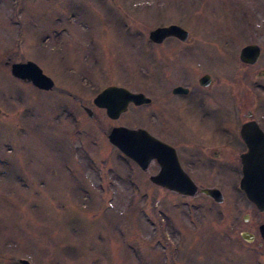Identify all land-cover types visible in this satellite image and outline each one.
<instances>
[{
  "label": "rangeland",
  "instance_id": "374dc122",
  "mask_svg": "<svg viewBox=\"0 0 264 264\" xmlns=\"http://www.w3.org/2000/svg\"><path fill=\"white\" fill-rule=\"evenodd\" d=\"M173 23L187 41L150 40ZM252 43L261 57L245 64ZM28 60L54 89L12 74ZM263 70L264 0H0V264H264V212L236 176L223 202L183 196L151 181L157 165L142 170L108 139L121 125L162 135V114L151 112L165 99L185 105L177 85L212 92L200 96L220 117H262ZM109 85L156 105L111 119L93 101ZM184 116L177 131L198 130Z\"/></svg>",
  "mask_w": 264,
  "mask_h": 264
},
{
  "label": "water",
  "instance_id": "95a60500",
  "mask_svg": "<svg viewBox=\"0 0 264 264\" xmlns=\"http://www.w3.org/2000/svg\"><path fill=\"white\" fill-rule=\"evenodd\" d=\"M149 36L156 43H162L172 36L185 41L189 38V32L177 24H171L153 29ZM260 54L261 48L258 44H249L242 48L240 58L246 63H255ZM11 72L15 77L33 83L39 89L51 90L55 86V80L45 74L43 69L32 60L12 63ZM210 82V75H205L201 79L202 85H208ZM175 91L182 92L185 90L180 86ZM150 100L144 93L111 85L95 97L94 104L106 109L107 115L111 119H118L128 110L131 103L143 105ZM90 115H92L91 112ZM253 124L251 122L246 123L242 130L245 139L250 144V150L243 155L244 170L241 189L258 210L264 212V152L253 143L256 138L264 137V134L258 125L253 129ZM253 131L258 135L255 136ZM108 138L114 146L134 160L143 170H147L151 161L157 159L160 164V171L151 176V180L155 184L187 196L197 194L198 186L181 166L175 148L152 135L147 129L115 126ZM201 191L217 202L224 200L223 193L219 188H204ZM259 229L264 239V223L260 225ZM241 236L248 242L255 239V235L247 231L242 232ZM20 263L32 264L27 259H20Z\"/></svg>",
  "mask_w": 264,
  "mask_h": 264
},
{
  "label": "flooded vegetation",
  "instance_id": "af4514ba",
  "mask_svg": "<svg viewBox=\"0 0 264 264\" xmlns=\"http://www.w3.org/2000/svg\"><path fill=\"white\" fill-rule=\"evenodd\" d=\"M259 59L255 63H246L240 60L245 64L253 65L256 64ZM262 72L264 75V70ZM202 77L199 78V84L204 88H208L211 82L208 85H202ZM180 86L183 87L185 91L176 92L175 89ZM194 91L192 87L184 85L175 86L172 89V93L176 97L187 98L185 105H183L182 102H174L175 104L173 105L169 99L161 101V103H163L161 110L160 108L152 109L151 117H155L158 111L161 112L162 135H156L154 132H150L175 148L181 166L198 186V193L201 192L200 190L202 188L207 187L221 189V187L228 185L227 182L229 180L232 181V178L234 180L235 176V182H237L235 185L240 187L244 170L243 155L247 154L250 150V144L245 139L242 132L243 127L246 123L251 122L254 123L252 125L253 129L258 125L264 134V116L255 117L253 112L250 111L249 117L247 116L243 120L238 118L230 120L229 117H220L217 115L216 110L203 101L200 96L202 95L205 97V95H211L212 92L200 94ZM156 102V98L151 97V101L148 105L155 106ZM184 113L187 119L190 120V126H194L198 130L182 133L177 131L178 124L181 122L180 117L185 119ZM206 123H210L212 130H200L206 128ZM252 133L255 136L258 135L255 131ZM253 143L258 145L259 150L264 152V137L256 138ZM151 165H157L160 169L157 160H153L150 163V166ZM212 173L216 177L215 180L211 177Z\"/></svg>",
  "mask_w": 264,
  "mask_h": 264
},
{
  "label": "bare ground",
  "instance_id": "6f19581e",
  "mask_svg": "<svg viewBox=\"0 0 264 264\" xmlns=\"http://www.w3.org/2000/svg\"><path fill=\"white\" fill-rule=\"evenodd\" d=\"M18 79H20V78H18ZM22 80V79H21Z\"/></svg>",
  "mask_w": 264,
  "mask_h": 264
}]
</instances>
